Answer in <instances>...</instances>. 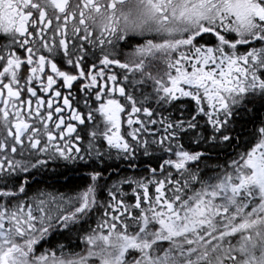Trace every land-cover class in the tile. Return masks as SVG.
I'll use <instances>...</instances> for the list:
<instances>
[{
    "label": "snow or ice",
    "instance_id": "6c2138e0",
    "mask_svg": "<svg viewBox=\"0 0 264 264\" xmlns=\"http://www.w3.org/2000/svg\"><path fill=\"white\" fill-rule=\"evenodd\" d=\"M140 3L177 21L171 40L144 19L97 35L71 0H0V264H264V118L232 135L264 107V0ZM219 145L238 151L205 175ZM138 154L145 175L109 186L108 162ZM49 165L86 170L75 195L20 200Z\"/></svg>",
    "mask_w": 264,
    "mask_h": 264
},
{
    "label": "trees",
    "instance_id": "16d2710c",
    "mask_svg": "<svg viewBox=\"0 0 264 264\" xmlns=\"http://www.w3.org/2000/svg\"><path fill=\"white\" fill-rule=\"evenodd\" d=\"M259 118H264V107H261L259 103H257L255 106L248 104L246 107H241L234 115L232 125L234 132L232 135L234 137L239 135L240 140L246 139L249 132L253 128L254 122L258 123ZM235 143L236 140L234 139L233 144ZM236 151L238 150L234 151L232 146L226 147L224 145H219L215 148L209 149L207 152L208 159L200 164V168L205 171V175H213L216 166L219 165L222 167L226 162H229L230 159L235 156ZM138 156L140 158L135 161V168L129 167L127 161H119L115 159H113V161H109L108 163H111L112 167L104 171L105 179H107L109 176H112L111 179L107 180L108 185H112L114 182L119 181L123 177L135 176L138 178L145 175L142 169L147 165V158L142 157L141 154H138ZM113 157H115V153H113ZM205 164L207 165V169L205 168ZM116 171L120 172L119 176L113 175V173ZM85 172V169L77 170L72 166H69L68 168H56L55 165H51V167L48 168L46 175L37 176L39 178L38 181H40V183L37 184V187L42 184L43 187L46 185L51 187L52 190L57 189L58 192L67 193L68 197L73 196L79 190L78 186L83 184L84 181L82 177L84 176ZM64 178H66V181H62ZM49 179L54 180L48 182ZM123 191L131 194V188H128L126 185L123 186ZM98 218L99 214L93 213V220L91 222L92 227L96 226V221ZM51 240L53 243H68L67 240L61 239L57 236H52ZM71 242L73 244L79 243V239L75 233H73ZM48 246V244L42 243L37 249V254ZM82 247L83 245H81V248ZM75 250L80 251L81 249L76 248Z\"/></svg>",
    "mask_w": 264,
    "mask_h": 264
},
{
    "label": "flooded vegetation",
    "instance_id": "af4514ba",
    "mask_svg": "<svg viewBox=\"0 0 264 264\" xmlns=\"http://www.w3.org/2000/svg\"><path fill=\"white\" fill-rule=\"evenodd\" d=\"M112 2V0H71V10L70 14L74 12L76 14V24L80 23V14L83 13V20L86 23L87 29L89 31L95 32L97 35L105 32L108 28H110L113 24L117 23V26L123 30L125 28V18L128 19H144L147 21V26L145 28V34L159 41L160 43L168 42L172 39L169 35V30H175L179 27L177 21L171 18L169 15V22L167 24H163L160 21V18L157 17L155 19L147 16L145 7L140 3V0H118L115 3L114 8H109L108 5ZM86 5V6H85ZM179 38V37H177ZM2 42V41H0ZM202 42V41H201ZM128 49H121V53L127 51ZM244 49L241 48L240 51ZM121 60H123V55L120 56ZM62 70H69L68 66H64ZM100 69L97 68V71ZM106 75L115 74L119 79L123 80L125 75L124 70L112 66L105 70ZM130 75V74H129ZM76 88H79V84L76 85ZM76 89L73 91L75 92ZM51 167V165H49ZM38 180L39 178L36 177ZM54 179H49L48 182L53 181ZM62 181H66V178L62 179ZM39 192L51 193L52 195L59 196L63 194L65 198L68 197L67 193L58 192L57 189H53L48 186L32 184L27 193V197L21 195L19 197L20 200L30 199L39 194ZM31 202L35 203L34 200ZM6 201L0 198V204H4ZM15 201H12L11 204H14ZM11 204L9 205L11 207Z\"/></svg>",
    "mask_w": 264,
    "mask_h": 264
},
{
    "label": "rangeland",
    "instance_id": "374dc122",
    "mask_svg": "<svg viewBox=\"0 0 264 264\" xmlns=\"http://www.w3.org/2000/svg\"><path fill=\"white\" fill-rule=\"evenodd\" d=\"M159 42V41H158ZM39 254V253H38Z\"/></svg>",
    "mask_w": 264,
    "mask_h": 264
}]
</instances>
